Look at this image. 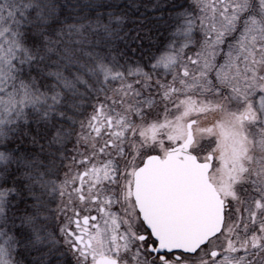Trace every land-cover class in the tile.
<instances>
[{"label": "snow or ice", "instance_id": "snow-or-ice-1", "mask_svg": "<svg viewBox=\"0 0 264 264\" xmlns=\"http://www.w3.org/2000/svg\"><path fill=\"white\" fill-rule=\"evenodd\" d=\"M0 264H264V0H0Z\"/></svg>", "mask_w": 264, "mask_h": 264}]
</instances>
